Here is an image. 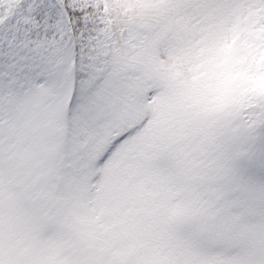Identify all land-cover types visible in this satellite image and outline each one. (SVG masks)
Here are the masks:
<instances>
[{"label": "snow or ice", "instance_id": "6c2138e0", "mask_svg": "<svg viewBox=\"0 0 264 264\" xmlns=\"http://www.w3.org/2000/svg\"><path fill=\"white\" fill-rule=\"evenodd\" d=\"M0 264H264V0H0Z\"/></svg>", "mask_w": 264, "mask_h": 264}]
</instances>
